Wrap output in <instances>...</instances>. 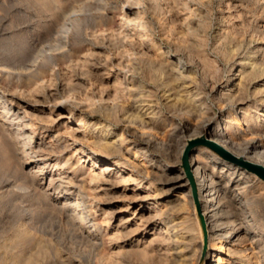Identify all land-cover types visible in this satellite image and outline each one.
Here are the masks:
<instances>
[{
    "label": "rangeland",
    "instance_id": "rangeland-1",
    "mask_svg": "<svg viewBox=\"0 0 264 264\" xmlns=\"http://www.w3.org/2000/svg\"><path fill=\"white\" fill-rule=\"evenodd\" d=\"M186 1L178 0L174 13L179 14V8ZM190 1L192 9H196L199 5L204 12L206 11L205 21L201 20L202 23H205L202 27L204 30L203 35H207L206 37L210 38L209 40L216 39L215 44H219L220 40L221 44L224 41L227 43L248 37V34H252L255 28L258 27L262 30L264 27V2L262 1L232 0L223 3L226 6L228 5V12L231 14V20L227 25H222L217 21L219 14L222 12L221 8L217 7V2L220 0ZM166 2L164 4L174 6L172 2L170 3V0ZM222 2L224 1L222 0ZM253 3H256L255 6H253ZM203 4L204 6H201ZM128 7L135 10L134 5L127 6V0H0V264H108L107 257L111 251L119 250L117 247L115 249L109 247V236H122L120 237L122 239L116 240L114 244L124 241L125 238L129 242L133 236H126L122 232L124 230L120 233V230L117 229L121 225V217L113 214V210L120 202L111 204H107V202L112 201L115 194H121L124 187L135 185L141 189L140 193L145 199L144 202L150 204L152 199L147 198L153 194L155 187L158 185L157 183H159L157 180H152L151 175L161 174L163 167L171 166L173 163V160L166 157L167 155L159 145H146L145 143L149 135L152 137L157 136V139L161 135L154 133H149L148 136L138 135L135 133L134 127H130L123 122H119V127L124 133L122 136L126 138L123 147L129 150L126 153L124 152L125 158L118 155L112 157L108 153L101 152L98 147H95L96 145L91 143L99 139L103 125H109L111 129H115L116 125L118 126L115 123L113 112L105 109L107 105L100 102L101 99L110 100L112 96L122 90L126 82L129 83L133 79L132 74L118 70L115 67L118 58L117 41L120 38V16ZM156 9L158 10V8ZM164 9L161 8L158 12L163 14L165 13ZM174 15L177 17V14ZM143 17L151 25L148 35L158 40L160 46L164 47L165 42L159 41L158 31L161 29L160 24L162 22L168 24L169 20L163 19L165 16L162 15H159L158 20L150 14H145ZM67 22L70 24V29L67 35V43L64 45L59 40V34L63 30L62 26ZM220 27L222 29L217 32L216 28L219 29ZM216 33L218 34L216 35ZM220 33H224L222 35L226 36L224 41L222 40L223 36L222 38L219 37ZM215 36L218 37L214 38ZM214 51L213 49L209 50L210 54L218 55L217 63L211 70L206 72L207 74L205 73L204 76L207 77V82H217L225 74L224 71L219 69L222 62L225 63V61L222 60L219 52ZM106 56L107 59L104 58ZM102 58L110 62L103 64L106 66L97 65L98 62H105L103 60L99 61ZM83 60H85V64H79ZM91 62H94L97 66H93ZM2 67L6 70L4 68L3 70ZM144 67L140 72H137L138 74L133 75L134 81L130 82L131 91H143V97L147 94L150 95L148 100L151 99L152 103L161 102L158 95L162 93V89L169 88L168 92L170 94L174 93L173 81L168 74H160L156 70L153 72L154 70L147 64ZM208 84L211 83L208 82ZM193 87V92L204 96L201 93L203 91L201 84ZM251 99L252 97L249 101ZM203 100L205 103L207 102L204 111L208 116L218 114L216 100L214 101L211 98H204ZM183 103L186 105L187 101H183ZM159 108L163 113L167 112L161 104H159ZM7 110L10 115H8ZM172 114L176 121H180L179 114L176 112ZM21 117L22 120H20ZM238 118L241 119V115H238ZM231 124L237 130L235 122ZM21 125L24 127L26 125L25 129L32 132V145H28L25 139L22 138L23 136L17 134L20 132ZM158 125L162 128L160 132H171L170 125L165 128L162 120H158ZM64 134L69 137L64 136ZM56 137H65L64 139L67 141V144L66 142L63 143L66 148L61 153L62 156L50 149L42 152H37L35 148L31 150L37 143L41 142L42 146H46L50 139ZM182 138L184 141L188 139L187 135L182 136ZM199 138L203 137L195 136V138L188 140L186 147L190 141ZM91 139L93 140L91 141ZM12 141H17L15 145H19V143L22 145H19L20 148H18V145L15 146ZM180 142L181 140L177 141V143ZM23 144L25 147H22ZM185 149L176 167L184 173L191 189L194 214L196 215H192V217L194 220L197 219L195 223L196 226H199L202 236L203 248L198 261V264H202L206 232L204 221L198 213V197L195 184H193V177L192 182L182 164ZM135 154L144 157L142 160L135 159ZM64 155L72 156V159H77L82 155L85 156L75 163L77 169L89 170L91 161H100L97 164L100 169H106L109 164H114L119 171L110 177V180L116 181L109 182L115 186L110 185L113 188V193L110 192L111 195L107 197L102 196L105 198L104 200L101 196L92 199L93 197L89 196L88 192L77 186H69V180L67 181L64 176H61L62 181L60 180L48 186V180L43 182L40 178L41 173L37 163L50 161L49 165L51 167L47 165L46 170L54 172L57 165L58 168L64 165L62 164ZM41 156L42 158H40ZM26 157L29 159L27 160ZM126 157L129 162L136 164L139 168L147 166L150 170V173H148L149 179L143 174L136 175L134 173L136 169L132 170ZM151 165L153 168H151ZM188 170L191 174L189 166ZM131 171L134 174V181L129 178ZM30 175L32 176L30 177ZM32 177L33 179H31ZM31 180L33 181L31 182ZM116 184L118 185L116 186ZM193 191H195V196ZM62 193H65V195L76 194L79 199L56 202L55 196ZM124 193L127 196L132 195L129 191ZM146 194L148 197H146ZM179 195L182 196L183 194ZM111 197L112 199H110ZM170 200L172 201H164V205L161 203L160 206L174 207L175 209L178 204L174 206L175 199ZM263 204L253 205V211L251 212L254 216V222L259 228H264ZM71 210H76V212ZM72 213L75 216H72ZM108 213H111V215ZM64 214L69 215L65 216ZM82 214L83 216H81ZM147 216L149 214H146L145 217ZM80 217L83 222L79 221ZM107 222L110 224L109 228L111 229L105 232L104 224ZM83 224L86 225L83 226ZM81 225L82 227H80ZM134 227H130V230ZM82 228L84 230H81ZM136 234L146 243L150 241L152 232L141 229ZM125 250V253L128 254L127 252L133 250V248L128 243L125 244V247H122V250H120V252L122 251L121 264H158L156 260L153 261L154 259L138 257L140 255L136 253V249V257H134V251H132L133 253L129 252L128 255L123 254Z\"/></svg>",
    "mask_w": 264,
    "mask_h": 264
},
{
    "label": "bare ground",
    "instance_id": "bare-ground-1",
    "mask_svg": "<svg viewBox=\"0 0 264 264\" xmlns=\"http://www.w3.org/2000/svg\"><path fill=\"white\" fill-rule=\"evenodd\" d=\"M166 1L127 0V6L134 5L135 10H131L128 7L120 16V38L117 41L118 46L116 51L118 58L116 56L115 67L118 70L129 72L134 79L133 75L140 72L147 64L154 70L153 72L156 70L158 73L168 74L172 78L174 93L170 94L168 92L169 88L162 89V93L158 95L161 98V102L152 103L151 99L148 100L150 95H145V98L143 97V91L136 92L138 90H130V87H132L130 82L134 81L131 78L132 80L129 83L126 82L127 84L125 83V86L122 87L121 92L118 91L112 98L109 97V102L104 99L100 101L106 103L105 109L113 112L115 123L118 126L116 125L115 129H111L109 125H103L100 130L101 136L99 139L93 142H91L93 139L89 141L96 145L95 147H98L101 152L108 153L112 157L118 155L125 158L124 152L126 153L129 150L123 147L126 138L122 136L124 133L119 127V122H123L130 127H134V131L138 135L148 136L149 133L161 135L159 139H157V136L152 137L149 135L145 143L146 145H159L167 155L166 157L173 160L171 166L163 167L161 174L153 173L154 175H151L152 180H157L159 183H157L158 185L155 187L152 195H149V193L148 197L146 194L147 199H152L150 204L144 202L145 199L140 193L141 189L135 185L124 187L122 193L120 192L121 194H115V198L112 196L113 200L107 202V204L120 202L113 210V214L120 215L121 217V221L119 220L121 225L117 229L120 230V233L124 230L122 232L126 236H133L129 242L125 238L124 241L117 242L118 244L114 243L116 240L122 239L120 238L122 236H109V247L111 249H115V247L119 248V250L115 252L111 251L110 254L108 253L109 255L107 254L110 264H121L122 251L120 252V250L127 243L133 248V250L128 251L131 253L134 251V257H136L137 253L140 255H137L138 257L142 259H146V257L150 260L154 259L153 261L156 260L158 264H198L203 248L201 231L199 226H196L195 221L197 219L194 220L192 217V215H195V209L190 186L184 173L180 168L176 167L180 162L188 140L195 138V136H202L207 141L221 147L234 158L264 167V27L262 30L257 27L252 34H248V37L227 42L228 44L224 41L226 38V36L222 35L224 33H220L219 37L222 38L223 36L222 40L224 42L220 44V40L219 44H215L216 39H213L214 42H212L213 40H209L210 38L206 37L207 35H203L204 30L202 27L205 23L203 22V25L201 20L206 19V11L204 12L202 7L197 5L196 9H192L190 6L191 1L187 0L179 8L180 13L178 14L174 13L178 0H170V3L174 4L172 7L169 4H164ZM223 1L217 2V7H220L222 10L219 14L220 16L218 15L217 21L222 25H227L231 20V14L228 12V5L226 6L223 3H228L232 0ZM259 1L264 2V0ZM255 4L253 3V6ZM201 6H204V4ZM156 8L158 10L165 8V13H159ZM145 14L155 16L157 20L159 19V15H162L163 17L165 16L163 19L169 20L168 24L162 22L160 24L161 29L158 31L159 41L165 42L164 47L160 46L158 40L148 35L151 25L144 19L143 16ZM174 14H177V17ZM62 28L59 40L66 45L70 24L67 22ZM221 29V27L219 29L216 28L217 32ZM217 37L215 36L214 38ZM212 49L215 50L214 52H219L222 60L225 61L219 67L225 74L217 82L208 81L211 83L208 84L207 77L204 75L213 68L218 58L217 54L216 56L210 54L209 50ZM104 58L107 59L108 57ZM104 58L99 61H105ZM106 62L110 61L106 60L104 63L101 61L97 65L101 66L102 64V66H106L103 65L107 64ZM80 63L84 65L85 60ZM91 64L97 66L94 62H91ZM198 84H201V89L203 88L201 93L204 96L193 92L192 86L195 87ZM164 86L166 87V85ZM251 97L252 99L249 101ZM204 98H211L217 101L218 114L210 117L205 113L206 111L204 110L207 102H204ZM183 101H187L186 105ZM159 104L167 110L166 113L162 112ZM175 112L180 115V121H176L174 118L172 113ZM8 115L10 114L8 113ZM238 115H241V119L238 118ZM20 120H22V117ZM158 120L164 122L165 128L170 125L171 132H160L162 128L158 125ZM232 122H235L237 130L234 128V125L232 126ZM25 127L27 126L25 125ZM25 127L21 125L20 132L15 133L23 136L22 138L25 139L28 145H32V132L27 131ZM184 135H187L188 139L186 141L182 140V136ZM17 136L20 138L19 135ZM64 136L66 135L64 134ZM64 138L56 137L50 139L49 143L46 144V146H49L47 148L46 146H42L41 142L37 143L35 147L31 146V150L35 148L37 152H42L43 150L47 151V149H50L53 152L56 151L58 154H61L66 148V145L63 143L66 142L67 144ZM180 140L181 142L177 143ZM16 142L14 141L13 144L15 145ZM19 145L21 146L22 144L19 143ZM19 145L17 146L18 148H20ZM22 147H25V145ZM71 157L64 155L62 163L64 165L58 168L56 163L57 169L54 172L46 170V166L50 164V161L46 160L37 163L41 173H39L41 180L43 182L48 180V186H50L55 182H59L61 176H64L67 181L69 180V186H77L83 191L88 192L89 196L93 197L92 199H96L99 196L107 197L111 195L110 192H112L113 188L110 185L113 184L110 183L115 180H110V177L119 171L114 164H109L106 169H100L97 166L100 161H91L89 163V170L77 169L75 163L85 156L82 155L77 159H72ZM143 157L134 155V158L139 160H142ZM126 160L131 164L132 170L136 169V172H134L136 175L143 174L148 178L150 170H148L146 165V167L141 165L142 168H139L136 164L129 162L127 157ZM187 164L191 170L197 191L198 213L204 221L206 232V244L202 264H264V228L257 227L254 222L253 213H251L253 205L264 203V180L256 173L246 170L247 168L240 163L222 157L213 148L204 143H197L189 148ZM151 168H153L152 165ZM129 174L130 180L134 181L133 172L131 171ZM126 191L131 192L132 195H125L124 192ZM179 194L183 195L180 196ZM75 198L76 200L79 199L76 194L73 195L72 193L67 195L62 193L55 196L56 202L64 200L72 201ZM172 198L176 202L174 206L178 204L175 209L174 207L167 208L160 206L164 201H172L170 200ZM76 203L74 202V205ZM111 213L108 214L111 215ZM72 214V216H75L74 213ZM146 214H149V216L145 217ZM66 215L68 216L69 214ZM80 219L81 217L79 221H82ZM108 222L104 224L105 232L111 229ZM85 225L83 224V226ZM132 226L135 227L130 230ZM83 228L81 230H84ZM141 229H146V232H152L149 242L145 243L136 234ZM125 252L126 250L123 254H126ZM129 252L127 253L129 254ZM131 253L130 256L132 255Z\"/></svg>",
    "mask_w": 264,
    "mask_h": 264
},
{
    "label": "water",
    "instance_id": "water-1",
    "mask_svg": "<svg viewBox=\"0 0 264 264\" xmlns=\"http://www.w3.org/2000/svg\"><path fill=\"white\" fill-rule=\"evenodd\" d=\"M197 143H204V144L210 146L222 157H224L230 161H235V162L240 163L241 165L245 166L247 168V170H250V171L256 173L260 178H262L264 180V167L254 165V164H251L249 162H245V161L238 159V158H234L233 156H231L229 153H227L225 150H223L221 147L217 146L216 144L209 142L206 139L199 138V139H195V140H192L189 142L188 146L186 147V149L184 151L183 157H182V164L185 167L186 173L192 182H193L192 175L190 174V172L188 170L187 154H188L189 148L192 145H195ZM193 194L195 196V191H193ZM199 216H200V218H202L200 214H199Z\"/></svg>",
    "mask_w": 264,
    "mask_h": 264
}]
</instances>
